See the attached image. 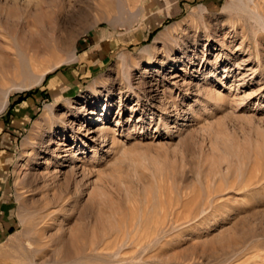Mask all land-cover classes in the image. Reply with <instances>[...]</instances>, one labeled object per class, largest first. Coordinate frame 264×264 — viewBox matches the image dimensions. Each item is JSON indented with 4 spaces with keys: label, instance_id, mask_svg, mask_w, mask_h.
<instances>
[{
    "label": "rangeland",
    "instance_id": "rangeland-1",
    "mask_svg": "<svg viewBox=\"0 0 264 264\" xmlns=\"http://www.w3.org/2000/svg\"><path fill=\"white\" fill-rule=\"evenodd\" d=\"M98 1L0 0V264H264V0Z\"/></svg>",
    "mask_w": 264,
    "mask_h": 264
},
{
    "label": "bare ground",
    "instance_id": "bare-ground-1",
    "mask_svg": "<svg viewBox=\"0 0 264 264\" xmlns=\"http://www.w3.org/2000/svg\"><path fill=\"white\" fill-rule=\"evenodd\" d=\"M139 1L141 0H136V2ZM98 2L99 6L107 7L110 9H116L112 8V5L106 0H99ZM115 4L118 9L130 6L128 0H115ZM39 5L40 3L36 2L35 6ZM30 17H32L31 21L29 20ZM45 18H48L49 21L51 15L48 13L47 9L44 11L41 9V7H39L38 10L36 12H33L32 14H25L24 16L23 14L21 15V19H25L24 24L22 23L21 25H17L16 23L17 29L15 28V32L10 35L11 39L9 41L7 39L5 40V45L10 51L9 54H12L13 57L7 58L6 61L2 64V66L0 65V83H12L15 80H19L21 86H23V82L26 79H29L31 80V82L28 80V82H30L28 86H31L32 84H39L50 70L60 65V63H58L53 66L47 67L40 73L34 72L35 64L37 62L39 63L42 57L51 53V47L49 45L50 42L48 41V39H46L45 36L47 30L49 29V26L47 24L43 25V21ZM8 31L9 30H7V32ZM148 63V65L150 66L153 65L154 62L149 61ZM93 84L94 82L92 83V85ZM91 103L97 104L98 100L96 99ZM86 113L87 110L85 109L83 113H80L79 116H77L76 118L83 119L81 116ZM91 113L92 112H88L87 115ZM105 115L106 109L104 107L103 111L101 112V116ZM76 124L78 123H76L75 121L72 125ZM66 130V128H63V133H66ZM53 132L54 131H52L51 133Z\"/></svg>",
    "mask_w": 264,
    "mask_h": 264
}]
</instances>
